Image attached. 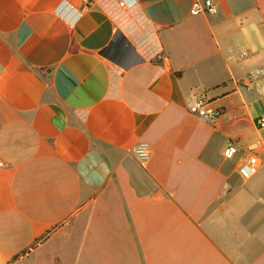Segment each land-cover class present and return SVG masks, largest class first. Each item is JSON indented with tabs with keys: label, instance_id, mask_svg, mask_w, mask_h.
<instances>
[{
	"label": "crops",
	"instance_id": "1",
	"mask_svg": "<svg viewBox=\"0 0 264 264\" xmlns=\"http://www.w3.org/2000/svg\"><path fill=\"white\" fill-rule=\"evenodd\" d=\"M89 1L0 0V264H264V0Z\"/></svg>",
	"mask_w": 264,
	"mask_h": 264
},
{
	"label": "built area",
	"instance_id": "2",
	"mask_svg": "<svg viewBox=\"0 0 264 264\" xmlns=\"http://www.w3.org/2000/svg\"><path fill=\"white\" fill-rule=\"evenodd\" d=\"M120 9H128L132 7L137 0H114ZM87 5H90V1L86 0ZM217 11L215 4L212 0L205 1H195L191 8L190 14L193 16L199 15H213ZM57 13L61 14L63 18L66 20L77 21L83 15V10H78L74 8L67 2L62 3L57 9ZM263 71H257L250 75L251 80L259 79L263 75ZM191 111L201 118L203 121L215 124L220 116L222 115V111L218 108L213 107L210 104L209 99L206 98L205 95H199L191 108ZM258 126L260 128L264 127V118H260L258 121ZM239 151V146L237 143H229L223 150V156L225 159H233L235 155ZM135 155L141 161H147L150 158L151 151L146 143H141L134 150ZM261 166V159L254 153L250 151V155L248 158L243 161L239 168V174L244 180H249L253 176H255L259 168Z\"/></svg>",
	"mask_w": 264,
	"mask_h": 264
}]
</instances>
